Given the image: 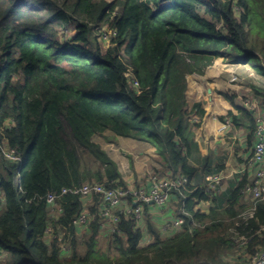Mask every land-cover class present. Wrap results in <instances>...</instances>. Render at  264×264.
<instances>
[{
	"label": "trees",
	"instance_id": "16d2710c",
	"mask_svg": "<svg viewBox=\"0 0 264 264\" xmlns=\"http://www.w3.org/2000/svg\"><path fill=\"white\" fill-rule=\"evenodd\" d=\"M105 24L116 31L108 48L96 35ZM59 29L73 32L70 40L63 42ZM259 33L264 36V0H0V142L23 157L19 177L18 165L0 157V264L217 260L220 247L227 252L228 242L237 243L233 229L249 238V254L264 246V198H245L247 175L220 197L190 184L183 226L163 237L149 220L154 238L149 243L142 242L135 218L123 216L121 232L114 234V258L98 251L97 219L85 251L78 250L73 220L84 202L73 193L61 198L59 218L63 240L73 237L70 252L61 250L58 236L48 242L49 208L39 199L86 182L127 185L118 163L93 140L107 129L154 146L160 156L156 171L163 176L193 179L201 170L212 172L208 157L201 169L191 162L199 148L195 130L206 110L201 102L190 108L188 75L205 74L218 57L251 64L264 75V43L253 39ZM251 87L264 97V87ZM236 107L239 113L228 116L248 125L254 143L255 113ZM78 145L99 163L97 170L83 166ZM203 200L216 205L201 212L196 205ZM255 204L254 217L245 221L243 214Z\"/></svg>",
	"mask_w": 264,
	"mask_h": 264
},
{
	"label": "crops",
	"instance_id": "0c3cea01",
	"mask_svg": "<svg viewBox=\"0 0 264 264\" xmlns=\"http://www.w3.org/2000/svg\"><path fill=\"white\" fill-rule=\"evenodd\" d=\"M218 58H220L221 61L218 62L216 59V63L210 66L205 74L193 73L188 75V89L186 95L190 108H192L195 103L201 102L206 110L201 125L195 130V140L198 142L199 148L194 155V160L191 162L201 169L206 162V157H208V163L211 167L209 170L212 169V172L199 171L198 174L191 179V183L192 185L200 187L205 186V179L208 174L219 173L223 177L220 191L218 192V196L220 197L221 194L228 191L234 183H238L241 177L247 175L243 170L246 168L247 159L253 147V143L249 141L248 125L242 124L240 126L235 124L231 117L228 116V113L233 111L238 114L239 110L236 105L242 107L243 98L257 99L264 112V97L258 95L251 87L252 84L264 87V75L259 73L251 64L229 63L224 57ZM247 82L249 84L245 85ZM254 82H260V84ZM227 93L234 97L235 105L226 96ZM228 119H231V124L226 129H222L223 123ZM93 140L99 143L118 163L127 186H148L153 172L162 175L160 172L156 171L160 168V156L156 148L150 143L131 137L116 135L115 132L110 129L94 135ZM124 149L126 150L125 152H123ZM167 175L168 174H165V176ZM183 199V196L175 191L171 201L164 208H158L153 204L145 206L143 219L139 223V227L144 233V238L142 240L144 244L147 238L153 237L148 229L149 220L155 224L163 237L172 234L161 231V225L166 219H173L181 214L184 208ZM220 200H222V198ZM217 203H219V200ZM94 204H96L95 200L90 198L83 206L86 211L92 213L96 210ZM127 204L128 203L125 202L117 208V212L122 215L121 220L123 216L126 219L133 217V215L128 212L130 207H128ZM215 205L216 203L212 201L203 200L198 202L196 209L208 213ZM96 219V223H99L97 237L98 251L100 253L106 252L111 258H114L116 252L113 245L114 233L110 230L111 225L106 224L100 218ZM59 220L60 219L50 223V227L54 229L55 234L61 239L67 235L64 236V231ZM144 226H146V229H144ZM76 231L74 235L78 240V248L81 249V251H85L84 240L91 235V230L90 228L77 227ZM53 237L52 235L51 238L53 239ZM72 238L73 237L70 235V246ZM52 239L47 238L46 240L50 242ZM102 241H106V245H108L109 248L102 250ZM61 242L62 241H60V244ZM228 243L232 245V247L230 245L229 250H234L237 253L235 252L233 255H229L232 258L228 257L227 260L229 262L225 263L247 264L246 261L249 257V252L246 248L238 242L234 244L233 242ZM215 262V264H224V260L221 258L215 260ZM169 264L181 263L173 261Z\"/></svg>",
	"mask_w": 264,
	"mask_h": 264
},
{
	"label": "built area",
	"instance_id": "2783aa9c",
	"mask_svg": "<svg viewBox=\"0 0 264 264\" xmlns=\"http://www.w3.org/2000/svg\"><path fill=\"white\" fill-rule=\"evenodd\" d=\"M109 1V0H107ZM116 34V31L109 28L101 34L102 41L109 43L111 37ZM130 76V74H128ZM133 85L138 86V81L133 80ZM242 107L252 110L255 112L256 119V138L253 143L252 151L247 159L246 168L243 170L248 175V181L246 182L244 188L242 189L243 194L247 199L253 201L264 198V112L262 111L260 103L255 98H243ZM195 120H198L195 118ZM231 124V119L226 120L223 123L222 129H226ZM0 157H5L17 165L23 162L22 154L13 147H9L7 143L0 142ZM222 175L219 173H212L206 176L205 187L208 191H220V186L222 183ZM192 185L191 179L183 174L167 176L160 175L153 172L151 174V181L148 186H112L109 182H86L80 186H73L72 188L64 187L59 193L50 192L44 196H39V199L45 200L49 208V221L50 223L58 220L60 214L63 213V206L61 204V198L68 193H73L79 195L83 199L84 204L87 200L93 198L96 204L95 212L90 213L83 209L73 220V224L78 228L89 229L93 221L96 218L102 219L106 224H110V230L112 233H120V222L121 216L117 212V208L123 203L127 202L130 212L136 220L137 226L143 219L144 208L148 204H153L158 208H164L172 199L173 194L179 192L181 195L185 196V191L189 190V185ZM204 187V186H203ZM3 197L0 190V207L2 206ZM256 210V204L246 211L243 216L245 221L254 217ZM183 214H179L173 219H166L161 225V231L174 233L179 230L186 221L184 214L186 210L183 208ZM239 222L238 225H241ZM195 226H200L204 228L207 222H194ZM47 234L45 239H53L58 236L55 234L54 229L50 227L47 228ZM113 234V235H114ZM231 236L243 245L245 248L249 242L248 237H240L236 229L231 231ZM241 238V240L239 239ZM52 239V240H53ZM60 241L61 244H60ZM59 241L60 248L63 252L70 251V237L66 238L65 241L61 238ZM247 264H264V246L259 247L254 253L249 254L246 261Z\"/></svg>",
	"mask_w": 264,
	"mask_h": 264
},
{
	"label": "rangeland",
	"instance_id": "374dc122",
	"mask_svg": "<svg viewBox=\"0 0 264 264\" xmlns=\"http://www.w3.org/2000/svg\"><path fill=\"white\" fill-rule=\"evenodd\" d=\"M109 1H113V0H109ZM119 8L117 7L115 10L117 11ZM110 27H109V25L107 24H105L102 28H100V30H99V32L98 33H96V35H98V40L100 41L101 40V42H102V44H103V46H104V48H108V46H109V43H110V41H109V43H106V42H104V41H102V39H101V34L105 31V30H108ZM255 30V29H254ZM255 31H257V30H255ZM73 34V32H67V31H64V30H61V29H59V35H58V37L59 38H61V40L64 42V41H67V40H70V36ZM259 35H261V36H256V37H253V39L255 40V41H259V43H261V44H263L264 43V36H262V34L261 33H259ZM114 36V35H113ZM112 36V37H113ZM111 37V38H112ZM219 61H221L220 60V58H217ZM215 63H216V61H215ZM238 64V63H237ZM254 83H257V84H260V82H254ZM249 83L247 82V83H245V85H248ZM264 105V104H263ZM70 137V139L72 138L71 136H69ZM77 148H78V151H79V153H80V155H81V157H82V161H83V166L86 168V169H88V168H91V169H95V170H97L98 168H99V163L92 157V156H90L85 150H84V148L83 147H81V146H77ZM126 150L124 149L123 150V152H125ZM121 152H122V150H121ZM17 164V163H16ZM20 168H21V164H19L18 166H17V168H16V173H17V177H19V170H20ZM236 184L237 183H234V185L232 186V188H234L235 186H236ZM231 188V189H232ZM144 229H146V226H144ZM229 238H231L230 236H229ZM153 241L154 239H153V237L152 238H147L146 239V243H148L149 241ZM107 244V242L106 241H102V244H101V247H102V250H105L106 248H109V246L108 245H106ZM231 245V244H230ZM80 251H81V249H79ZM83 250V249H82ZM154 250L155 249H153V250H151L150 252L149 251H147V253H142V260H146L147 259V257L149 256V255H151L153 252H154ZM219 250H220V252H219V258H221L222 260H224V264H227V263H225V262H229L228 260H227V258L228 257H230V258H232L231 256H229V255H233L236 251H234V250H229V248H228V251L227 252H225L221 247L219 248ZM231 251V252H230ZM81 252H84V250L83 251H81ZM65 253H67V251L65 252ZM237 253V252H236ZM1 255H0V260H1ZM224 258V259H223ZM216 262H215V260L214 259H211V258H208L207 256L206 257H204V256H197V257H194V258H192V259H190V260H185V261H183V263L182 264H215Z\"/></svg>",
	"mask_w": 264,
	"mask_h": 264
},
{
	"label": "bare ground",
	"instance_id": "6f19581e",
	"mask_svg": "<svg viewBox=\"0 0 264 264\" xmlns=\"http://www.w3.org/2000/svg\"><path fill=\"white\" fill-rule=\"evenodd\" d=\"M190 84V83H189ZM210 88V87H209ZM209 108V107H208Z\"/></svg>",
	"mask_w": 264,
	"mask_h": 264
}]
</instances>
